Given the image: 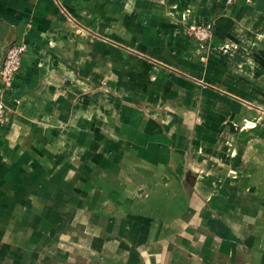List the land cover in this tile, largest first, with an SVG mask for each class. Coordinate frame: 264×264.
I'll use <instances>...</instances> for the list:
<instances>
[{"label": "crops", "instance_id": "crops-1", "mask_svg": "<svg viewBox=\"0 0 264 264\" xmlns=\"http://www.w3.org/2000/svg\"><path fill=\"white\" fill-rule=\"evenodd\" d=\"M12 42L0 264H264V0H0Z\"/></svg>", "mask_w": 264, "mask_h": 264}, {"label": "built area", "instance_id": "built-area-1", "mask_svg": "<svg viewBox=\"0 0 264 264\" xmlns=\"http://www.w3.org/2000/svg\"><path fill=\"white\" fill-rule=\"evenodd\" d=\"M235 0H227L228 4H233ZM189 34L199 42L206 43L211 38V28L207 24H193L189 27ZM26 44L12 42L8 44L3 53L0 64V92L11 90L16 76L21 70V60L25 52ZM1 93V94H2ZM5 115V105L0 101V122Z\"/></svg>", "mask_w": 264, "mask_h": 264}]
</instances>
